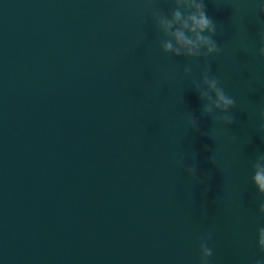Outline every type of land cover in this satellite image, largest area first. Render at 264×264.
<instances>
[{
	"label": "water",
	"instance_id": "1",
	"mask_svg": "<svg viewBox=\"0 0 264 264\" xmlns=\"http://www.w3.org/2000/svg\"><path fill=\"white\" fill-rule=\"evenodd\" d=\"M205 5L231 141L207 135L205 58L160 48L152 13L175 0H0V264H199L209 232V264L264 254V17L254 0Z\"/></svg>",
	"mask_w": 264,
	"mask_h": 264
},
{
	"label": "clouds",
	"instance_id": "2",
	"mask_svg": "<svg viewBox=\"0 0 264 264\" xmlns=\"http://www.w3.org/2000/svg\"><path fill=\"white\" fill-rule=\"evenodd\" d=\"M254 6L257 14L264 17V0H254ZM235 15L239 19L238 10ZM152 18L155 27L165 37L159 42L163 52L197 60L201 57L205 58L201 79L197 83V91L200 98L206 101L201 114H214L215 126L207 132V135L215 139L222 129L225 137L231 141L233 138L228 135V130L235 117L230 110L235 106L236 101L220 86L219 78L207 64L208 58L219 54L221 48L213 38L217 25L207 15L205 0H175V6L170 12L154 10ZM257 35L260 46L256 51L259 56L264 57V29L259 30ZM191 71V66H185V75L190 74ZM258 120L259 130L264 132V108L260 109ZM187 122L192 129L200 130V117L190 114ZM210 159L215 161L213 152ZM181 166L190 177L195 178L200 175L195 163L185 165L181 161ZM251 179L260 197L259 212L264 213V155H261L255 164ZM211 239V232L199 238V264H209V258L213 255V249L209 246ZM257 246L260 252L264 253V226H260L257 230ZM254 264H264V254L258 256Z\"/></svg>",
	"mask_w": 264,
	"mask_h": 264
}]
</instances>
